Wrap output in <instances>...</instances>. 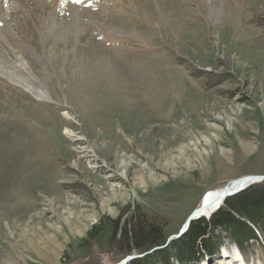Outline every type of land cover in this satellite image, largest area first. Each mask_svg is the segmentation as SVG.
<instances>
[{
    "label": "rangeland",
    "instance_id": "374dc122",
    "mask_svg": "<svg viewBox=\"0 0 264 264\" xmlns=\"http://www.w3.org/2000/svg\"><path fill=\"white\" fill-rule=\"evenodd\" d=\"M173 1L3 0L0 63L48 99L0 74V264H118L143 217L170 248L206 192L264 175V0ZM215 236L196 264H264L263 237Z\"/></svg>",
    "mask_w": 264,
    "mask_h": 264
},
{
    "label": "trees",
    "instance_id": "16d2710c",
    "mask_svg": "<svg viewBox=\"0 0 264 264\" xmlns=\"http://www.w3.org/2000/svg\"><path fill=\"white\" fill-rule=\"evenodd\" d=\"M124 230L125 237L130 235L131 238L126 245L129 255L134 251L145 253L152 247L164 246L156 226L144 217L142 220L134 219V233L128 234L126 227ZM218 230L228 234L241 252L245 250V244L252 241L259 243V237L264 238V182L228 198L209 222L206 218L193 221L187 233L170 248L158 250L130 264H172L174 261L196 264L204 258L217 256L219 246L215 234Z\"/></svg>",
    "mask_w": 264,
    "mask_h": 264
},
{
    "label": "bare ground",
    "instance_id": "6f19581e",
    "mask_svg": "<svg viewBox=\"0 0 264 264\" xmlns=\"http://www.w3.org/2000/svg\"><path fill=\"white\" fill-rule=\"evenodd\" d=\"M46 2V0H44ZM64 0H53V6L54 7H57V5L61 2H63ZM180 0H174L173 2H175L176 4L179 2ZM3 0H0V5L2 4ZM18 3V2H17ZM161 7V6H159ZM158 7V10H159V16H161V19H163V17L166 18L167 21H169V23H175V20L178 18L179 16V6L177 8H171V7H168L167 5L164 6L163 8H159ZM163 9V11H162ZM179 10V11H178ZM164 12V13H163ZM163 13V14H162ZM58 15V14H57ZM126 15V14H125ZM165 15V16H163ZM79 16V15H78ZM77 16V18L74 16V21H79V17ZM146 20V18H145ZM180 20V19H179ZM51 21V20H50ZM164 21V20H163ZM177 21V20H176ZM57 24V23H56ZM185 24V23H184ZM65 26V25H64ZM63 26V28H65ZM75 26H78V25H75ZM73 26V27H75ZM175 26H178L177 24ZM67 27V26H66ZM71 27V26H70ZM70 27L68 29H70ZM79 27V26H78ZM149 27V26H148ZM72 28V27H71ZM80 28V27H79ZM54 29V27H53ZM82 29V28H80ZM77 30V28H76ZM79 30V29H78ZM77 30V31H78ZM65 31V30H64ZM68 31V30H66ZM61 32V31H60ZM78 33V32H77ZM71 35V34H70ZM69 37V36H68ZM95 47V46H93ZM49 53V52H48ZM13 60V59H12ZM16 60V59H15ZM1 62V60H0ZM3 63L6 65V66H3L1 65L0 63V74L5 77V79H7L10 83L14 84V85H20L21 87H23L24 89H26L25 91H27L28 93H30L32 96H34L35 98H37L38 100H41V101H46L48 98H46V92H43L41 88L35 86L33 84V82H30L27 78H26V71L28 68H30V65L29 62L27 63V59L24 58V57H18L17 61H14V63L11 61V62H7V60L5 61V59L3 60ZM8 68H10L12 70L9 71ZM29 71V70H28ZM27 71V72H28ZM15 72V73H14ZM15 76H13V75ZM32 75V74H31ZM1 76V77H2ZM26 78V79H25ZM81 79V78H80ZM88 80V79H87ZM79 82V81H78ZM94 84V83H93ZM83 85V84H82ZM100 85V84H99ZM84 87V86H83ZM73 88V87H72ZM107 88V87H105ZM82 92V91H81ZM122 175H124V172H121ZM236 180L232 181L235 183ZM234 183H231L230 185L234 184ZM229 185V187H230ZM226 187V186H225ZM225 187L223 188H220V189H216V190H210L208 192H206L202 198V202L200 204V207L202 206V204H205L207 206L206 209L204 210H201L202 212V215L204 216V218L206 217H209L210 213L212 212V210H214L215 208H217L221 203H222V192L221 189L223 190ZM219 190V191H218ZM232 189H229V191H232ZM216 196H219L217 199H215ZM227 200V199H226ZM211 204V205H210ZM210 205V207L213 205L212 208H209L208 206ZM198 207V208H200ZM197 208V209H198ZM199 210V209H198ZM194 213V212H193ZM191 213V215L193 214ZM190 215V216H191ZM189 216V217H190ZM212 217V216H211ZM236 247V246H235ZM240 251L239 249L235 248V252H233L231 255L232 257H237L239 255ZM229 256V255H228ZM227 256V258H228ZM243 259V258H242ZM240 259V260H242ZM234 261V260H233Z\"/></svg>",
    "mask_w": 264,
    "mask_h": 264
},
{
    "label": "water",
    "instance_id": "95a60500",
    "mask_svg": "<svg viewBox=\"0 0 264 264\" xmlns=\"http://www.w3.org/2000/svg\"><path fill=\"white\" fill-rule=\"evenodd\" d=\"M262 182H264V175L263 176H255V175L247 176V177H243V178L237 179L235 181V183L234 182H230L223 190L221 189V191H223L222 195H220L223 198L222 203L217 208L212 210V212L210 213L209 217H206V219L209 220L211 218V216L213 214H215L223 206V204L226 201V199L231 198L233 196H236V195L244 192L245 190L249 189L251 186L256 185V184H260ZM231 183H234V184L230 185ZM229 185H230V187H229ZM232 188H233V190L229 191V189H232ZM218 197L219 196H216L215 199H217ZM210 205L208 207L212 208L213 205L211 207H210ZM206 208H207V206L205 204H202V206L200 208H198L199 210L196 209L194 211V213L188 218V220H187L186 224L184 225L182 231L177 236H175V238H177V237H179L181 235H184L188 231V229H189V227L191 225V222L204 218V216L202 215L201 210H204ZM168 243H169V241H168ZM166 245H164L162 247H157V246L152 247V249H150V251L145 252V253H143L144 251L143 252L142 251H138V253L137 252L135 253V251H134L133 255L127 256L126 259H124L123 261H121L118 264H129L130 262H132V261H134L136 259L144 258L145 256L151 255V254H153L154 252H156L158 250L164 249L166 247Z\"/></svg>",
    "mask_w": 264,
    "mask_h": 264
},
{
    "label": "snow or ice",
    "instance_id": "6c2138e0",
    "mask_svg": "<svg viewBox=\"0 0 264 264\" xmlns=\"http://www.w3.org/2000/svg\"><path fill=\"white\" fill-rule=\"evenodd\" d=\"M77 2H80V0H77Z\"/></svg>",
    "mask_w": 264,
    "mask_h": 264
}]
</instances>
